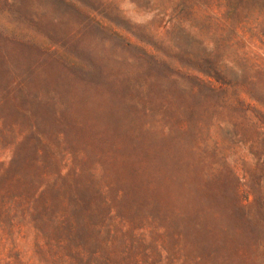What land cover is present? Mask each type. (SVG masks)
I'll return each mask as SVG.
<instances>
[{
    "label": "rangeland",
    "instance_id": "rangeland-1",
    "mask_svg": "<svg viewBox=\"0 0 264 264\" xmlns=\"http://www.w3.org/2000/svg\"><path fill=\"white\" fill-rule=\"evenodd\" d=\"M0 264H264V0H0Z\"/></svg>",
    "mask_w": 264,
    "mask_h": 264
},
{
    "label": "trees",
    "instance_id": "trees-1",
    "mask_svg": "<svg viewBox=\"0 0 264 264\" xmlns=\"http://www.w3.org/2000/svg\"><path fill=\"white\" fill-rule=\"evenodd\" d=\"M44 192V190L41 191V193ZM19 212H20V209H19Z\"/></svg>",
    "mask_w": 264,
    "mask_h": 264
}]
</instances>
